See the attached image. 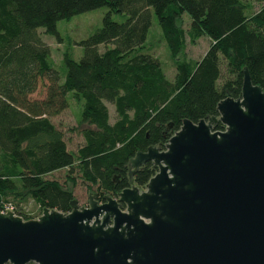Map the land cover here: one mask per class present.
Returning a JSON list of instances; mask_svg holds the SVG:
<instances>
[{"label":"trees","instance_id":"trees-1","mask_svg":"<svg viewBox=\"0 0 264 264\" xmlns=\"http://www.w3.org/2000/svg\"><path fill=\"white\" fill-rule=\"evenodd\" d=\"M99 7L100 26L76 42L77 60L63 54L60 75L37 30L59 42L58 20ZM182 14L189 20L184 33L176 25ZM152 15L174 68L171 79L145 48ZM183 35L190 43L207 37L198 60L177 59ZM243 67L264 92V0H0V204L12 203L23 219L26 198L67 212L71 191L47 177L61 169L95 186L99 198L114 195L128 186L127 161L136 151L162 146L181 119L216 115L220 99L238 97ZM42 82V96L32 98ZM70 99L86 125L75 153L50 121ZM154 171L143 163L132 184L143 186Z\"/></svg>","mask_w":264,"mask_h":264},{"label":"water","instance_id":"water-1","mask_svg":"<svg viewBox=\"0 0 264 264\" xmlns=\"http://www.w3.org/2000/svg\"><path fill=\"white\" fill-rule=\"evenodd\" d=\"M215 110L136 151L114 196L0 212V264H264V92L245 67L239 96ZM145 162L155 171L139 187Z\"/></svg>","mask_w":264,"mask_h":264},{"label":"rangeland","instance_id":"rangeland-1","mask_svg":"<svg viewBox=\"0 0 264 264\" xmlns=\"http://www.w3.org/2000/svg\"><path fill=\"white\" fill-rule=\"evenodd\" d=\"M257 5L254 4L256 8ZM105 12L104 7H99L90 11L76 14L69 19L58 20L55 24L56 30L59 33L60 41L57 42L52 35L46 34L43 29H38L37 32L40 38L48 45L50 60L52 65L59 71L63 69V54L66 52L72 59L77 60L82 54V47L76 42L84 39L91 34L97 27L100 26L101 17ZM111 18L115 21H122L124 16L121 14L112 13ZM188 18L181 15L176 21L177 27L184 33ZM208 45L206 36L199 37L195 42L190 43L185 35L182 36V45L180 52L177 55L178 60H198L203 54ZM145 48L148 52L157 56L164 68L167 79L173 76L174 68L172 62L168 60L167 49L161 38L160 29L157 25L156 18L152 15L151 25L148 30ZM60 75H62L60 73ZM43 82L38 86L37 90L31 95L32 98L41 97L43 94ZM109 122L114 119V111L112 104L106 103ZM80 105L73 99H70L68 106L57 115L50 117V121L61 130L63 139L66 143L68 151L75 153L76 149L81 145L82 138L79 134L80 129L85 127V124L79 123L78 111ZM57 180L65 189L71 191L72 198L76 200L79 206H86L88 192L94 193L95 186L85 183L81 180L78 174L69 173L67 169H61L47 176ZM91 194V193H89ZM12 204V203H11ZM13 205V204H12ZM23 214L28 218H34L41 212V208L35 204L30 198H26L21 204Z\"/></svg>","mask_w":264,"mask_h":264},{"label":"built area","instance_id":"built-area-1","mask_svg":"<svg viewBox=\"0 0 264 264\" xmlns=\"http://www.w3.org/2000/svg\"><path fill=\"white\" fill-rule=\"evenodd\" d=\"M5 209H7L8 211H11L13 214H16V210L14 209V206L9 203V202H3L0 204V212H5Z\"/></svg>","mask_w":264,"mask_h":264},{"label":"flooded vegetation","instance_id":"flooded-vegetation-1","mask_svg":"<svg viewBox=\"0 0 264 264\" xmlns=\"http://www.w3.org/2000/svg\"><path fill=\"white\" fill-rule=\"evenodd\" d=\"M128 185H129V184H128ZM139 187H142V186H139ZM91 194H92V193H91ZM112 196H114V195H112ZM94 199H96V201H98V202L103 201L102 198H99L95 193H94Z\"/></svg>","mask_w":264,"mask_h":264}]
</instances>
